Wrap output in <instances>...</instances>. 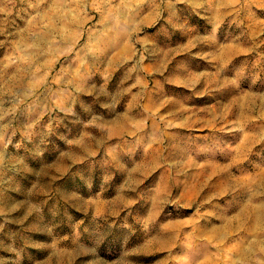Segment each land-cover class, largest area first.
I'll return each instance as SVG.
<instances>
[{
	"label": "rangeland",
	"instance_id": "obj_1",
	"mask_svg": "<svg viewBox=\"0 0 264 264\" xmlns=\"http://www.w3.org/2000/svg\"><path fill=\"white\" fill-rule=\"evenodd\" d=\"M49 4L0 24V264H264V0Z\"/></svg>",
	"mask_w": 264,
	"mask_h": 264
},
{
	"label": "crops",
	"instance_id": "obj_2",
	"mask_svg": "<svg viewBox=\"0 0 264 264\" xmlns=\"http://www.w3.org/2000/svg\"><path fill=\"white\" fill-rule=\"evenodd\" d=\"M44 1L45 0H0V24H3V25H13V24H16L18 21V9H22L23 10H26V12H28L29 10H31L30 14L27 13L25 14V11L23 12L25 15L28 16L27 18V25H32L35 23V16H42L43 15V9L45 8V5H44ZM46 1H50V4H49V8L52 7V3L54 5L55 8H60L59 5L56 4V1H60V0H46ZM37 2V3H35ZM43 7V8H42ZM37 8V9H36ZM42 8V10H41ZM38 10V11H36ZM41 10V11H40ZM45 10L47 11V9L45 8ZM35 13V14H34ZM49 18H53V20H50V22L52 24H62V25H65V24H76L77 21L76 20H67V17L66 15L64 16V18H61L57 15L55 16H51V15H48ZM31 18H33V20L31 21ZM71 18V16L69 17ZM22 32H18V36L17 34H14V39L17 40V41H21V40H26L25 37H22ZM31 36L30 35H27V40H29ZM18 38V39H17ZM32 38H34L32 36ZM11 39V37H10ZM41 44H38V48H40L41 46L44 48H46V50H39L37 49L38 51L35 52V48H33V54L34 56H37V57H45V56H49V55H57L59 53L62 52V49L64 48L65 44L67 43H70L71 40L61 31V30H58L56 32V34H54V39H51V38H47L45 40L40 41ZM43 43V45H42ZM31 50H28V53L26 54H29ZM8 57V56H6ZM10 64V62H0V65H4V64ZM30 71H34V65H33V68L30 69ZM238 224V222H237ZM231 225H236V222H233ZM245 243H250L251 245L253 243H255V241H244ZM236 255L233 256L234 259H236L238 256V252L236 250ZM250 255V253H249ZM242 258H243V255H242Z\"/></svg>",
	"mask_w": 264,
	"mask_h": 264
},
{
	"label": "bare ground",
	"instance_id": "obj_3",
	"mask_svg": "<svg viewBox=\"0 0 264 264\" xmlns=\"http://www.w3.org/2000/svg\"><path fill=\"white\" fill-rule=\"evenodd\" d=\"M262 224V223H261ZM262 242V241H261Z\"/></svg>",
	"mask_w": 264,
	"mask_h": 264
}]
</instances>
